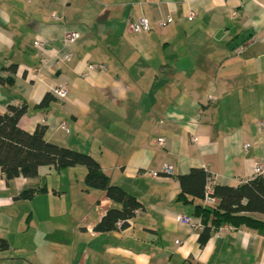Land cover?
<instances>
[{"label":"crops","instance_id":"obj_1","mask_svg":"<svg viewBox=\"0 0 264 264\" xmlns=\"http://www.w3.org/2000/svg\"><path fill=\"white\" fill-rule=\"evenodd\" d=\"M140 18L152 30L130 33ZM70 32L81 39L65 46ZM23 104V130L46 126L47 142L93 156L143 208L128 228L97 232L119 206L85 177L44 167L7 183L0 170V264H264V233L228 229L201 247L177 220L201 203L177 202V176L204 169L213 186L239 185L264 164V0H0V114ZM166 164L173 175L151 174Z\"/></svg>","mask_w":264,"mask_h":264},{"label":"trees","instance_id":"obj_2","mask_svg":"<svg viewBox=\"0 0 264 264\" xmlns=\"http://www.w3.org/2000/svg\"><path fill=\"white\" fill-rule=\"evenodd\" d=\"M17 67L9 70L15 72ZM50 100L46 96L39 108H45ZM27 105L10 106L8 112L0 114V170L7 183L23 176L29 180L39 176L41 168L49 167L57 171L83 166L86 168V189L103 191L117 206L107 211L95 231L106 233L124 230L130 221L143 208L139 200L123 188L113 184L103 172L99 162L91 155L60 147L45 140L46 126H38L33 133L20 127L22 117L27 113ZM177 179L181 193L177 202L192 204L201 201L195 207L193 218L202 222L199 230V244L204 247L214 233L227 226L232 229L252 233H264V177H254L239 185L214 186L213 196L218 199L214 206L204 204L206 186L210 175L204 169H192L188 174L179 175ZM40 190L28 189L21 193L19 199H32ZM121 221L122 227L117 224ZM10 249L9 242L0 238V251Z\"/></svg>","mask_w":264,"mask_h":264},{"label":"built area","instance_id":"obj_3","mask_svg":"<svg viewBox=\"0 0 264 264\" xmlns=\"http://www.w3.org/2000/svg\"><path fill=\"white\" fill-rule=\"evenodd\" d=\"M30 1V0H28ZM196 16V12L191 11L188 13L187 17L190 21H192ZM54 20L59 21L61 19L60 16H58L57 14L53 15ZM173 18L171 16H167L163 19H161L158 22V26L160 28H163L165 26L171 25L173 24ZM128 30L130 33L133 34H139V33H148L152 30V25L149 22V20H147L146 18H140L136 21L132 20L128 23ZM81 39V34L78 32H70L67 33L65 38H64V43L65 46H70V45H74L75 43H77L79 40ZM35 47L39 50V57L42 63L45 62V58H44V51L45 49H47L48 45L47 42H44L42 40L37 39L34 43ZM74 54L70 53L68 55H66L63 58V61H71L74 58ZM60 61V59H59ZM91 69H98V70H105V67L103 65H97V66H92ZM53 94L55 97L59 98V99H66L68 96V90L66 88L65 85H61L58 86L57 88H55L53 90ZM262 126H264V123H261ZM61 127L65 130H67V126L66 124H62ZM158 144L161 146L165 145V139L160 138L158 140ZM249 145H245V149H248ZM255 176L254 177H264V164L262 163H256L255 165ZM153 176L158 177L160 175H166V176H171L173 175V168L171 165H164L162 168L161 172H153L151 173ZM246 181H240L239 183H245ZM214 186H213V181L208 182L207 186H206V193H205V197H204V204L208 205V206H214L215 204L218 203V199L216 197L213 196V192H214ZM177 220L183 224L186 225H190L192 227H194L196 230H201L203 228L202 222L200 220H197L191 216H185V215H178L177 216ZM122 222L119 221L117 226L118 228L122 227ZM228 229H232L229 228L227 226H223L220 228L219 232H224Z\"/></svg>","mask_w":264,"mask_h":264},{"label":"rangeland","instance_id":"obj_4","mask_svg":"<svg viewBox=\"0 0 264 264\" xmlns=\"http://www.w3.org/2000/svg\"><path fill=\"white\" fill-rule=\"evenodd\" d=\"M85 167H83V166H77V167H72V168H69L68 170H71V171H68L69 173V175L70 176H72V177H78V182H79V179H81V177L82 178H84L85 177V175H86V173L84 172L85 171ZM85 179V178H84ZM84 181V180H83ZM77 184V181H75L74 182V185H76ZM79 184V183H78ZM83 184H84V186H85V182H83ZM24 225H25V227L27 228V224L28 223H26V222H24L23 223ZM25 228V229H26ZM25 237L27 236V235H24Z\"/></svg>","mask_w":264,"mask_h":264}]
</instances>
